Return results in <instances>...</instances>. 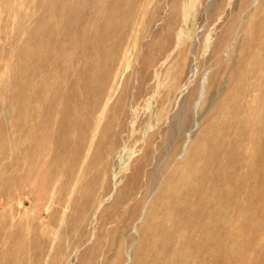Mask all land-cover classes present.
Segmentation results:
<instances>
[{
	"label": "rangeland",
	"instance_id": "obj_1",
	"mask_svg": "<svg viewBox=\"0 0 264 264\" xmlns=\"http://www.w3.org/2000/svg\"><path fill=\"white\" fill-rule=\"evenodd\" d=\"M248 1L0 0V264H264V165L249 164L264 156V0ZM121 44L90 109V74ZM69 99L83 145L56 161L43 138L28 169Z\"/></svg>",
	"mask_w": 264,
	"mask_h": 264
},
{
	"label": "bare ground",
	"instance_id": "obj_2",
	"mask_svg": "<svg viewBox=\"0 0 264 264\" xmlns=\"http://www.w3.org/2000/svg\"><path fill=\"white\" fill-rule=\"evenodd\" d=\"M245 1V0H244ZM248 1V0H247ZM252 1H254V3L256 4V3H258L260 0H252ZM249 2V1H248ZM251 2V1H250ZM246 3V2H245ZM253 3V2H252ZM243 4V3H242ZM248 6V5H247ZM264 6V5H263ZM262 6V7H263ZM244 7H245V4H244ZM260 7V6H259ZM248 8V7H247ZM260 9V8H259ZM263 9V8H262ZM260 11H261V9H260ZM264 11V10H263ZM253 15V14H252ZM239 16V15H238ZM264 16V15H263ZM251 17V16H250ZM263 18V17H262ZM250 19V18H249ZM115 20H117V18H112L111 19V22H113V21H115ZM251 21V20H250ZM230 22V21H229ZM232 23V22H231ZM249 23H247V25H248ZM259 25V24H258ZM231 29V28H230ZM261 29V28H260ZM258 32H260V31H258ZM259 36V35H258ZM117 38L120 40V39H122L123 38V34H121V35H118L117 36ZM250 41V40H249ZM109 42V41H108ZM234 43V42H233ZM254 45V44H253ZM260 47V46H259ZM122 44H121V46H119L118 48H116V49H113L112 51H110L109 52V54H108V57L106 58L107 59V63H108V68L105 70V71H103V72H101V71H99V70H97V71H93L92 72V74H90V80L93 82L92 84L91 83H89V85H88V88H87V93H88V97H89V95H95L97 98L96 99H94V100H92V101H90V100H88L89 101V108L90 109H94V108H96L98 105H99V98H100V96L105 92V86H106V84H107V82L109 81V78H110V76H111V73H112V70H113V68H114V62H115V58L117 57V56H119V53H121V51H122ZM231 49H232V46L230 47ZM227 50V49H226ZM248 58V57H247ZM250 60H251V58H250ZM246 62V61H245ZM120 66V65H119ZM260 66V65H259ZM120 69V68H119ZM115 70V69H114ZM117 75V74H116ZM235 76H237V75H235ZM242 76V75H241ZM117 77V76H116ZM115 80V79H114ZM208 76H207V74L204 76V78H203V80H202V84H201V88H200V97H199V100L197 101V103H196V106H194V108H195V111H196V113H197V110H199L198 108H201V107H199L200 106V102L205 98V94H207L206 93V90H205V87L207 86L206 84H207V82H208ZM127 81H129V80H127ZM121 82H122V80H121ZM232 82V81H231ZM115 84V83H114ZM121 85V84H120ZM114 86V85H113ZM122 86V85H121ZM180 88V87H179ZM112 89H113V87H112ZM207 89V88H206ZM227 89V88H226ZM229 89V88H228ZM116 91V90H115ZM112 92V91H111ZM227 92V91H226ZM113 95V94H112ZM223 95V94H222ZM109 97V96H108ZM116 98V97H115ZM122 97H120V99H119V101L121 102V105H122V99H121ZM248 99V98H247ZM126 100V99H125ZM153 100V99H152ZM221 101H222V99H220ZM226 101V100H225ZM66 103H64V105L62 106V108H60V110L57 112V115H56V120L58 121V126H57V130H56V137L54 138V137H50L48 134L47 135H43V134H41L40 132V134L39 133H37V131H36V133L37 134H35V136H34V138H33V140H34V145H32L31 147H30V149H28V151H27V154H28V157H29V160H31V162H30V166H28V169L29 168H31L32 167V165H38L39 163H40V158H39V154H41L42 152H44L45 151V145L43 144L44 143V141H43V138H45L46 140H48V141H50V138H53L54 140V160H56V161H62V159H60V153H61V151H59V150H65V151H69V148H70V145H72L73 144V146H77V147H81L82 145H83V141H82V133H83V131H82V128L81 127H79V126H75L73 123H74V113H73V109H74V105H73V102H72V100H66L65 101ZM222 104V103H221ZM114 105V103L112 104V106ZM120 105V106H121ZM203 105V104H202ZM220 105V104H219ZM120 106H118V107H120ZM222 106V105H221ZM39 107V106H38ZM40 108V107H39ZM126 108V107H125ZM41 109V108H40ZM217 109H218V107H217ZM23 110V109H22ZM225 110V109H224ZM226 111V110H225ZM21 112V111H20ZM41 112V113H40ZM232 112V111H231ZM34 113V114H33ZM195 113V114H196ZM221 113H222V111H221ZM32 114L34 115V119H35V121H37L39 124H43L44 122H45V119L46 118H48L47 116L50 114L49 113V111H48V109L46 108V107H44V106H42V110H38L36 113L35 112H32ZM124 114V113H123ZM30 115H31V113H30ZM32 115V116H33ZM228 116H230L229 114H228ZM29 117V116H28ZM123 117V116H122ZM121 117V118H122ZM225 117V116H224ZM241 117V116H240ZM29 118H31V117H29ZM121 118H119L118 119V121L116 122V125H115V129H114V134L116 135L120 130H121V128L124 126V124H123V119H121ZM172 118V117H171ZM226 118V117H225ZM69 119H72L73 120V122H72V124H70L69 125ZM211 119V118H210ZM31 120V119H30ZM254 120H255V118H254ZM113 121V120H112ZM229 121H230V119H229ZM252 121V120H251ZM68 123V124H67ZM125 123V122H124ZM257 124V123H256ZM108 126L110 127L111 126V124H110V122L108 121ZM250 129V128H249ZM42 130H43V128H42ZM27 131V130H26ZM44 131V130H43ZM209 132V131H208ZM206 133V132H205ZM250 133V132H249ZM207 134H209V133H207ZM206 135V134H205ZM247 135V134H246ZM181 136V135H180ZM191 137H192V135L188 138V142L187 143H185V145L183 146V152L181 153V157H183V156H185L187 153H188V151H189V149H188V145H189V143H190V140H191ZM250 137V136H249ZM254 137V136H253ZM222 138V137H221ZM116 139V138H115ZM227 139H229V138H227ZM193 140V139H192ZM47 141V142H48ZM250 142V141H249ZM108 145V144H107ZM251 145H252V143H251ZM204 146V145H203ZM77 147H76V149H77ZM89 148H90V145H89ZM204 148V147H203ZM99 149V148H98ZM223 149V148H222ZM237 149V148H236ZM88 150H90V149H88ZM251 150V149H250ZM204 151V150H203ZM88 152V151H87ZM69 153L71 154V155H73L74 153H76V151L74 152V151H69ZM223 153V152H222ZM231 153V152H230ZM87 154V153H86ZM102 154V153H101ZM34 155H37V157H35L34 159H33V157H34ZM251 155L253 156V154L251 153ZM228 156V155H227ZM231 156V155H230ZM86 157V156H85ZM213 157H215V156H213V155H210L209 156V160H210V158H212L213 159ZM183 159V158H182ZM250 159V158H249ZM254 159V158H253ZM13 161H15V160H13ZM185 161V160H184ZM189 162V161H188ZM223 162V161H222ZM56 163V162H55ZM182 163H183V161H182ZM181 164V163H180ZM249 164H250V166L251 167H253V168H255V169H257L258 171H259V175H258V177H261V175H260V172H261V170L263 169V165H264V156L263 155H261L260 157H259V159L258 160H256V161H253L252 163L251 162H249ZM187 165V164H186ZM225 166V165H224ZM81 167V166H80ZM13 168V167H12ZM224 168V167H223ZM179 169V168H178ZM191 169V168H190ZM14 170V169H13ZM81 170V169H80ZM23 171V170H22ZM79 171V170H78ZM185 172V171H184ZM223 172V171H222ZM263 173V172H262ZM66 176V175H65ZM245 176V175H244ZM252 176H253V174H252ZM88 177V176H87ZM92 177V176H91ZM147 177V176H146ZM11 178V177H10ZM82 178V177H81ZM229 178V177H228ZM78 179V178H77ZM222 179V178H221ZM220 179V180H221ZM43 181V180H42ZM81 182V181H80ZM197 183V182H196ZM254 183V182H253ZM44 184H46V183H44ZM243 184V183H242ZM247 183H245V185H246ZM105 185V184H104ZM151 185V184H150ZM144 186V185H143ZM254 186V185H253ZM42 187V186H41ZM100 187V186H99ZM167 187V186H166ZM246 187V186H245ZM260 188H257V192H258V200H259V203H258V205H257V209L255 208V213H254V215H253V219L255 218V219H259L260 217H261V213H262V211H264V207H263V195H262V189H263V186L261 187V186H259ZM47 188H48V186H47ZM219 188V187H218ZM239 188H240V186H239ZM192 189H194V187H192ZM150 190V189H149ZM168 190V189H167ZM242 190V189H241ZM244 190V189H243ZM246 190V189H245ZM250 190V189H249ZM57 191V190H56ZM166 191V190H165ZM247 191V190H246ZM253 191V190H252ZM75 192V191H74ZM43 193V192H42ZM160 193H161V190H160ZM72 194H73V192H72ZM165 194V193H164ZM226 194V193H225ZM67 195V194H66ZM156 195H157V193H156ZM159 195V194H158ZM157 195V196H158ZM242 195V194H241ZM49 196V195H48ZM244 196V195H243ZM167 197V196H166ZM222 197V196H221ZM247 197V196H246ZM182 199H184L185 197H181ZM241 198V197H240ZM248 199V198H247ZM63 200V199H62ZM61 200V201H62ZM70 201V200H69ZM158 201V200H157ZM100 202V201H99ZM248 202V201H247ZM64 203V202H63ZM69 203V202H68ZM152 203V202H151ZM239 203V202H238ZM241 203V202H240ZM73 204V203H72ZM242 204H244V203H242ZM241 204V205H242ZM151 205V204H150ZM161 205V204H160ZM103 206V205H102ZM105 206V205H104ZM107 206V205H106ZM105 206V207H106ZM193 206V205H192ZM148 207V206H147ZM76 208V207H75ZM161 208V207H160ZM240 208V207H239ZM73 209V208H72ZM105 209V208H104ZM150 209V208H149ZM63 210V209H62ZM66 212V211H65ZM71 212V211H70ZM82 212V211H81ZM152 212V211H151ZM91 214V213H90ZM145 214H146V209H145V211L143 212V221L145 220ZM168 214V213H167ZM220 214V213H219ZM44 215V214H43ZM104 215V214H103ZM152 215V214H151ZM239 216H240V214H239ZM62 217H63V215H62ZM102 217H104V216H102ZM209 217V216H208ZM237 217V216H236ZM158 218H159V216H158ZM240 218V217H239ZM222 219V218H221ZM46 220V219H45ZM154 220V219H153ZM51 221V220H50ZM198 221V220H197ZM239 221V220H238ZM245 221H246V219H245ZM151 223V222H150ZM210 223V222H209ZM45 224V223H44ZM61 224V223H60ZM204 224H205V221H204ZM241 224V223H240ZM45 226V225H44ZM137 226V225H136ZM208 226H209V224H207V228H208ZM42 227V226H41ZM70 227V226H69ZM146 227H148V225L146 226ZM198 227V226H197ZM205 227V226H204ZM253 227V226H252ZM82 228V227H81ZM136 229H135V231H137L138 230V228L137 227H135ZM182 228V227H181ZM72 229V228H71ZM70 229V230H71ZM199 230V229H198ZM77 231V230H76ZM85 231H87V230H85ZM182 231V230H181ZM202 233V232H201ZM163 234H165V233H163ZM239 234V233H238ZM238 234H236V235H238ZM57 235V234H56ZM66 236V235H65ZM142 236V235H141ZM155 236V235H154ZM191 236V235H190ZM201 236V235H200ZM145 238V237H144ZM155 238V237H154ZM205 238V237H204ZM47 239V238H46ZM159 239V238H158ZM201 239V238H200ZM43 240V239H42ZM178 240H179V238H178ZM182 240V239H181ZM207 240V239H206ZM213 240V239H212ZM200 241V240H199ZM97 242V241H96ZM158 243V242H157ZM66 244V243H65ZM119 244V243H118ZM199 244V243H198ZM160 245V244H159ZM202 245H203V243H202ZM67 246V245H66ZM176 246V245H175ZM178 246V245H177ZM187 246V245H186ZM200 247V246H199ZM77 248V247H76ZM147 248V247H146ZM180 248V247H179ZM183 248V247H182ZM188 247H186L185 249H187ZM201 248V247H200ZM207 248V247H206ZM144 249H143V247H140V249H138V251H143ZM176 250V249H175ZM187 251V250H186ZM185 251V252H186ZM87 253V252H86ZM117 253V252H116ZM21 254V253H20ZM179 254V253H178ZM182 254H184L183 252H182ZM190 254V253H189ZM55 255V254H54ZM66 255V254H65ZM169 255V254H168ZM48 256V255H47ZM128 256L130 257V260H132V254H131V252H128ZM148 257V256H147ZM211 257V256H210ZM175 258V257H174ZM47 260V259H46ZM115 260V259H114ZM129 260V261H130ZM175 260H176V258H175ZM148 261H150L148 258H146L145 260H142L141 261V264H148ZM207 261V260H206ZM184 262V261H183ZM200 262V261H199ZM129 263V262H128ZM139 263V260H135L132 264H138ZM187 264V263H186ZM192 264V263H191ZM199 264V263H198ZM214 264V263H213Z\"/></svg>",
	"mask_w": 264,
	"mask_h": 264
}]
</instances>
